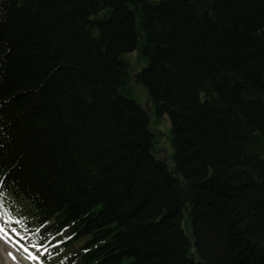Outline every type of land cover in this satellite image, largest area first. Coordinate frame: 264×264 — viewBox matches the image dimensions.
<instances>
[{
  "label": "trees",
  "instance_id": "obj_1",
  "mask_svg": "<svg viewBox=\"0 0 264 264\" xmlns=\"http://www.w3.org/2000/svg\"><path fill=\"white\" fill-rule=\"evenodd\" d=\"M0 227L43 264H264V0H0Z\"/></svg>",
  "mask_w": 264,
  "mask_h": 264
},
{
  "label": "rangeland",
  "instance_id": "obj_2",
  "mask_svg": "<svg viewBox=\"0 0 264 264\" xmlns=\"http://www.w3.org/2000/svg\"><path fill=\"white\" fill-rule=\"evenodd\" d=\"M237 82L239 81L237 80ZM11 243V240L0 231V264H35V262H29L19 255V251L15 252Z\"/></svg>",
  "mask_w": 264,
  "mask_h": 264
},
{
  "label": "water",
  "instance_id": "obj_3",
  "mask_svg": "<svg viewBox=\"0 0 264 264\" xmlns=\"http://www.w3.org/2000/svg\"><path fill=\"white\" fill-rule=\"evenodd\" d=\"M145 109H146V112L147 113H150L151 111H150V108L148 107V101L146 102V104H145Z\"/></svg>",
  "mask_w": 264,
  "mask_h": 264
},
{
  "label": "snow or ice",
  "instance_id": "obj_4",
  "mask_svg": "<svg viewBox=\"0 0 264 264\" xmlns=\"http://www.w3.org/2000/svg\"><path fill=\"white\" fill-rule=\"evenodd\" d=\"M0 231H2V230H0Z\"/></svg>",
  "mask_w": 264,
  "mask_h": 264
}]
</instances>
